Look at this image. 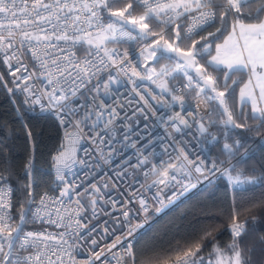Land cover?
<instances>
[{
	"label": "snow or ice",
	"instance_id": "obj_1",
	"mask_svg": "<svg viewBox=\"0 0 264 264\" xmlns=\"http://www.w3.org/2000/svg\"><path fill=\"white\" fill-rule=\"evenodd\" d=\"M123 81L144 107L122 118L125 105L108 104L105 97ZM137 81L156 85L159 93L142 92ZM0 88L23 97L29 111L55 116L64 129L52 157L56 186L39 196L34 155L25 164L23 186L16 187L2 155L6 145H0V264H142L129 238L143 227L138 218L147 220L156 205L166 207L217 173L233 187L264 182V161L232 163L247 155L240 140L232 141L240 134L235 130L264 139V0H0ZM145 93L170 110L161 123L171 131L159 153L136 148L124 134L125 146L136 148L135 163L116 172L112 184L125 185L124 199H106L107 183L82 187L69 179L74 168L94 170L97 157L107 163L114 155L117 121L137 113L148 119L145 109L154 105ZM193 95L206 111L185 107ZM126 99L132 106L133 99ZM217 125L226 160L209 162L188 150L185 130H194L197 140L218 142L210 131ZM27 135L31 140V130ZM82 142L96 154L84 147L85 156L78 157ZM101 212L112 222L92 223ZM240 214L234 207L231 240L226 246L213 242L207 261L203 250L209 238L216 241L212 230L148 264H264V237L246 245L249 223ZM37 223L61 231L27 228ZM84 249L87 257L80 261Z\"/></svg>",
	"mask_w": 264,
	"mask_h": 264
},
{
	"label": "trees",
	"instance_id": "obj_2",
	"mask_svg": "<svg viewBox=\"0 0 264 264\" xmlns=\"http://www.w3.org/2000/svg\"><path fill=\"white\" fill-rule=\"evenodd\" d=\"M164 62L161 61V64ZM244 78L246 79V76ZM29 130L32 132L31 140L27 135ZM235 132L240 133L238 136L234 135L235 139L244 145L240 152L248 149L247 155L240 159V166L251 167L264 161V139L256 133L240 130ZM59 135V128L53 118L29 115L22 110L19 97H12L7 89L0 88V145H6L2 155L14 172V186H23L25 164L34 155L37 196L49 188L50 158L58 145ZM216 151L221 155L220 146ZM262 201L264 182L257 181L236 191L230 189L224 176L154 222L151 228L137 239L134 244L136 252L142 264H148L156 258H164L177 244L195 242L203 236L204 231L212 230L216 241L211 238L206 241L207 247L203 250V255L207 261L213 242H219L222 246L230 242L228 225L234 207L240 210L241 219H248L249 227L243 237L244 243H256L264 237ZM253 204L256 207H252ZM249 208L251 211L246 210ZM252 216L256 217L254 221Z\"/></svg>",
	"mask_w": 264,
	"mask_h": 264
},
{
	"label": "built area",
	"instance_id": "obj_3",
	"mask_svg": "<svg viewBox=\"0 0 264 264\" xmlns=\"http://www.w3.org/2000/svg\"><path fill=\"white\" fill-rule=\"evenodd\" d=\"M135 47H139L136 45ZM165 63V62H164ZM142 70V69H141ZM138 84L141 85L140 90L143 92L144 88H148L151 90L154 94L159 93V89L156 87V85L151 84L148 81H137ZM175 83V82H174ZM115 91L113 92L111 97H105V101L108 104H113V101H117L120 104L125 105L123 110H121L120 114L121 117H124V113L127 112L129 116H131L132 108L134 107H140L143 108V102H140L138 105L136 104V101L139 100V97H136L134 93H131V85H128L126 81H123L121 85L114 86ZM146 99L150 101L154 107L149 110L145 109V112L148 116V119H144L142 115L137 113V116H133L131 120L128 119H121L117 121V127L115 131V135L117 137L118 142H114V155H112L110 158L107 159V163H105L104 160H99L97 157V165L94 167V170H88V169H81L79 167L73 169V174L69 176V179H74L77 183H81L82 187L87 185L88 183H97L100 186H103L105 183L108 184V191L106 192V199L111 197L112 199L115 200H123L124 197L126 196L127 192L125 189V185H120L118 188H113L112 184L113 181L116 180L115 173L118 171H121L124 168H127V166L130 163H135V156H136V148H142L145 150V152L155 149L157 153L161 151L160 145L162 142H166L165 138L167 137L168 133L171 131V129L165 128V126L161 123L162 120L166 119V117L170 114V110L166 108H161L156 101H152L151 96H148L147 93H145ZM127 98H132L133 99V104L132 106H128L127 103ZM167 98V97H166ZM20 99V105L23 111L28 113L31 116H47L51 117L55 120L57 123V126L59 128V142L58 145L53 152L51 158H50V173H51V183L50 186L47 190L54 189L55 188V177H56V172L55 169L53 168V161L52 157L56 155L57 151L60 149L61 144L64 142V129H62L59 126L58 121H56L55 116L50 115L48 113H39V110L36 112H31L27 109L26 106L23 105V97H19ZM170 99V98H169ZM191 107L192 111H199V112H204L206 111V106L203 103L197 104L196 100L194 99L193 96H188L185 102V107ZM173 110L175 111H180L179 105H173L172 106ZM156 112L157 115L153 116V112ZM182 115H185L184 112L181 113ZM218 125L215 127H212L210 131L217 135L219 140L217 141H212L208 142L205 141L203 138L200 140H197L193 137L192 131L194 130H185L187 133V139L188 141H191L187 145L188 150L190 152L199 154V156L202 159H206L209 162L212 159H220V160H226L227 158L225 156H221L216 149L218 146L222 149L223 142H224V136H223V131L219 130L218 131ZM129 129L131 131L129 132ZM129 133V138L132 142L136 144V148H133L131 146H125V141H124V134ZM234 135L232 136V141H235ZM84 147L89 148V150L93 153V155L96 154V150L87 143H83L80 145V151L77 152L78 157H84L85 153L82 151ZM108 148H105V156L107 158L108 156ZM245 151V150H244ZM242 151L241 153H244ZM248 151V149H247ZM91 159V157H88ZM241 156L237 155L235 159L232 160V163L235 164L237 160H240ZM128 172L131 173L132 169L128 168ZM223 175L220 173H217L214 176H210L208 180H204L202 183H198L195 188H191L188 192L184 193L183 195L178 196L174 200L173 203L168 204L166 207L165 206H160L156 205L155 207H161L162 210L157 213L155 211V207L151 211L150 215L148 216V219L145 220L143 216H140L139 222L143 224V227L137 229V231L134 233V239L130 237L129 239L132 240V242L135 244L139 236L144 234L146 231H148L151 226L153 225L154 222L159 220L162 215L167 213L168 211H173L179 206H181L186 200L196 196L199 194L202 190L206 189L212 184L217 183ZM142 179V177H140ZM127 183H131L129 180ZM245 185H241L239 187H233L230 186V189H235L236 191H240L244 189ZM45 190V191H47ZM44 192V191H42ZM41 192V193H42ZM58 194V193H56ZM170 194V193H169ZM39 196V195H38ZM119 207V205H117ZM108 211H112L111 205H108ZM115 215H119L118 212L114 213ZM109 221L111 223V217L106 216L103 214V212L100 213L99 215V220L92 221V223H103V221ZM27 228L29 230L33 231H38V232H44L45 229L49 233H57L61 231V229L56 228L54 224H29L27 225ZM51 243V242H49ZM87 257V249H84L78 253L77 258L80 261H83Z\"/></svg>",
	"mask_w": 264,
	"mask_h": 264
},
{
	"label": "water",
	"instance_id": "obj_4",
	"mask_svg": "<svg viewBox=\"0 0 264 264\" xmlns=\"http://www.w3.org/2000/svg\"><path fill=\"white\" fill-rule=\"evenodd\" d=\"M168 212H170V211H168ZM168 212H167V213H168ZM167 213H165V214H167ZM165 214H164V215H165ZM164 215H162L161 217H163Z\"/></svg>",
	"mask_w": 264,
	"mask_h": 264
}]
</instances>
